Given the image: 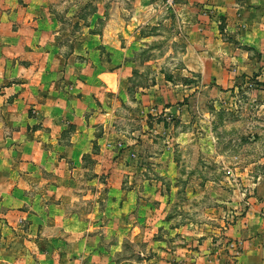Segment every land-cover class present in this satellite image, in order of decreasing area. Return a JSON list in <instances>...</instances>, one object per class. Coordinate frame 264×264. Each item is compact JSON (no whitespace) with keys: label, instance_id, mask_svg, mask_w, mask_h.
Returning a JSON list of instances; mask_svg holds the SVG:
<instances>
[{"label":"rangeland","instance_id":"obj_1","mask_svg":"<svg viewBox=\"0 0 264 264\" xmlns=\"http://www.w3.org/2000/svg\"><path fill=\"white\" fill-rule=\"evenodd\" d=\"M49 4L58 21L61 49L77 58L78 73L84 74L85 67L116 66L102 44L90 45L107 19L125 29L116 36L121 46H128L124 60L130 75L118 91H106L115 96L114 128L104 145L92 147V152L105 155L101 167L110 171L100 175L99 191L94 186L99 193L82 179L78 198L81 211L94 215L91 232L100 235L99 244L121 248L113 256L116 261L190 264V257L177 259L172 251H199L206 238L217 250L216 258L230 263L235 239L225 232L252 200L264 197V81L256 78L264 71V58L224 97L197 90L184 96L183 86L193 81L185 64L189 36L194 20L203 23L202 13L208 16L213 11L208 0H49ZM98 10L104 18L92 15ZM244 48L258 56L250 44ZM180 106L184 111L177 114ZM85 163L91 171L94 160L89 157ZM108 182L122 190L133 187L138 198L126 222L119 209H107L110 197L114 202L120 198L109 191Z\"/></svg>","mask_w":264,"mask_h":264},{"label":"crops","instance_id":"obj_2","mask_svg":"<svg viewBox=\"0 0 264 264\" xmlns=\"http://www.w3.org/2000/svg\"><path fill=\"white\" fill-rule=\"evenodd\" d=\"M208 2L213 11L202 13L203 23L194 20L189 36L185 64L193 81L183 86L184 96L197 90L224 97L264 58V0ZM49 5V0H0V264H130L114 259L121 248L99 244L100 235L91 232L94 215L78 204L80 183L99 191L100 175L110 171L101 167L105 155L92 147L104 145L113 132L117 107L107 92L118 91L130 75L124 60L128 46H121L116 36L125 29L107 19L98 39L92 36L90 48L102 44L116 66L85 67L84 74L78 73L77 58L61 49L58 21ZM102 14L92 15L104 18ZM246 43L258 56H251ZM256 78L264 81V71ZM178 110L183 112V106ZM89 157L94 160L91 171L85 163ZM110 184L109 191L120 198L114 202L110 197L107 209L116 207L125 219L138 198L133 187ZM225 235L235 239L230 263L216 258L217 250L206 238L199 251L172 254L190 257V264H264V197L252 200Z\"/></svg>","mask_w":264,"mask_h":264}]
</instances>
